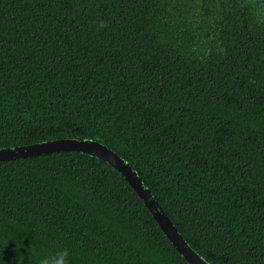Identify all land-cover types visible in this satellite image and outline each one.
<instances>
[{"label": "trees", "instance_id": "trees-1", "mask_svg": "<svg viewBox=\"0 0 264 264\" xmlns=\"http://www.w3.org/2000/svg\"><path fill=\"white\" fill-rule=\"evenodd\" d=\"M104 144L209 264H264V0H0V149ZM187 264L109 165L0 161V264Z\"/></svg>", "mask_w": 264, "mask_h": 264}, {"label": "water", "instance_id": "water-1", "mask_svg": "<svg viewBox=\"0 0 264 264\" xmlns=\"http://www.w3.org/2000/svg\"><path fill=\"white\" fill-rule=\"evenodd\" d=\"M59 152H78L90 155L112 167L136 192L163 234L187 264H209L194 252L178 234L158 203L149 194L136 172L104 144L76 138H63L28 146L1 148L0 161L25 159Z\"/></svg>", "mask_w": 264, "mask_h": 264}, {"label": "clouds", "instance_id": "clouds-1", "mask_svg": "<svg viewBox=\"0 0 264 264\" xmlns=\"http://www.w3.org/2000/svg\"><path fill=\"white\" fill-rule=\"evenodd\" d=\"M69 251L65 248H55L38 259V264H69Z\"/></svg>", "mask_w": 264, "mask_h": 264}]
</instances>
